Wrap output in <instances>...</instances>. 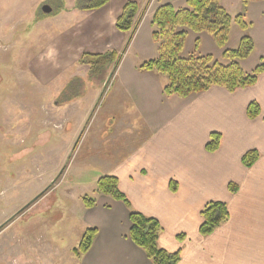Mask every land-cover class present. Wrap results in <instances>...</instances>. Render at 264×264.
Wrapping results in <instances>:
<instances>
[{
    "label": "crops",
    "instance_id": "obj_1",
    "mask_svg": "<svg viewBox=\"0 0 264 264\" xmlns=\"http://www.w3.org/2000/svg\"><path fill=\"white\" fill-rule=\"evenodd\" d=\"M59 1V7L35 22L49 23V29H54L44 42L45 54L52 61L38 62L41 69L35 72L40 77L52 78L59 64L66 69L76 63L88 68L78 63L83 52L122 54L112 76L111 101L100 107L108 117L99 130L104 136L93 141V154L87 157L89 163L91 158L97 160L93 166L98 175L92 182L101 175L116 176L131 207L159 222L158 245L169 252L178 251V264H264V71L254 85L233 92L212 86L186 98L165 95L166 76L138 66L157 55L151 37L155 9L163 3L183 7L185 0H108L94 10L76 8L77 1ZM126 1L138 6V24L129 43L130 33L115 27ZM226 1L228 6L222 0L220 3L232 17L242 13L250 23L246 33L254 48L240 64L251 72L264 61V0L245 6L241 0ZM234 25L228 43L234 34L235 44L242 32L239 28L233 31ZM135 48L137 56L127 59ZM87 74L88 70L83 72ZM98 89H92L93 97L84 110L86 119L79 123L77 138L65 152L67 160L77 157L87 138L94 107L101 102L96 99ZM250 101L260 108L253 119L246 115ZM211 132L221 135L214 152L205 149ZM252 149L259 156L246 167L241 157ZM229 183L236 185L234 193L228 190ZM93 196L91 208H77L82 230L93 227L97 231L89 250L76 258L71 252L75 246H67L66 253L55 252L49 264H152L128 237L130 221L125 205L104 194ZM209 201L226 203L229 215L211 234L202 236L198 231L200 210ZM7 251L5 254L14 252Z\"/></svg>",
    "mask_w": 264,
    "mask_h": 264
},
{
    "label": "rangeland",
    "instance_id": "obj_2",
    "mask_svg": "<svg viewBox=\"0 0 264 264\" xmlns=\"http://www.w3.org/2000/svg\"><path fill=\"white\" fill-rule=\"evenodd\" d=\"M222 2L228 6V1ZM44 4L55 10L60 1L0 0V264H49L55 252L66 253L65 247L79 243L80 197L91 196L92 179L98 175L93 166L97 160L91 158L89 163L87 157L93 154V141L104 136L99 130L108 117L101 108L112 98L113 66L86 76L83 72L90 73L89 68H79L77 63L68 69L59 64L52 78L35 72L41 69L38 62L52 61L44 42L54 29H49V23L35 24L44 15ZM232 30H238L236 24ZM197 37L201 41L194 52ZM229 40L227 47L238 45L239 41L233 43L234 34ZM136 50L127 59L136 57ZM221 52L209 34L190 32L180 55L211 54L221 59ZM95 87L101 102L94 107L77 157L67 160L65 152L77 138L79 123L86 119L84 110ZM6 250L14 252L5 254Z\"/></svg>",
    "mask_w": 264,
    "mask_h": 264
},
{
    "label": "trees",
    "instance_id": "obj_3",
    "mask_svg": "<svg viewBox=\"0 0 264 264\" xmlns=\"http://www.w3.org/2000/svg\"><path fill=\"white\" fill-rule=\"evenodd\" d=\"M245 6L251 1L241 0ZM108 0H77L75 7L81 10H94L104 6ZM138 6L134 1H126L120 14L115 20V27L122 32L133 35L138 21L136 13ZM236 24L242 32L238 45L234 48L227 47L230 27ZM151 25L153 27L151 37L157 48L154 58L143 61L138 68L143 71H157L166 76L167 82L162 88L165 95H176L186 98L192 94L206 91L212 86H219L233 92L239 88L252 86L259 75L264 71V61L254 67L251 72H246L240 64L241 60L249 57L254 48L252 38L246 33L250 23L244 19L242 13L231 16L221 5L219 0H185V6L175 8L170 3L160 4L152 14ZM197 35L207 33L212 41L222 50L221 59L211 54H190L186 57L180 55L188 33ZM199 37L194 40V52L199 46ZM122 55L115 51L104 53L83 52L79 58L80 65H86L90 74H96L104 68L118 66ZM260 113V108L255 101H250L246 106V115L253 119ZM221 135L211 132L205 144L208 152H214L220 145ZM256 150L245 152L241 161L246 167H250L257 159ZM172 190H175L172 187ZM228 190L236 191V185L229 183ZM96 193L104 194L116 201L122 202L128 209L130 228L128 237L132 243L145 252L146 258L152 264H178L179 252H169L160 248L158 238L161 231L159 222L152 217L145 216L134 210L126 196L118 188V179L114 175H101L95 182V188L91 196L82 195L80 200L84 207L91 208L95 204ZM229 215L226 203L221 201H209L200 210L201 222L198 228L200 235L207 236L227 220ZM93 227H87L79 240V243L71 249L72 254L79 258L85 254L96 235Z\"/></svg>",
    "mask_w": 264,
    "mask_h": 264
},
{
    "label": "water",
    "instance_id": "obj_4",
    "mask_svg": "<svg viewBox=\"0 0 264 264\" xmlns=\"http://www.w3.org/2000/svg\"><path fill=\"white\" fill-rule=\"evenodd\" d=\"M41 11L43 14H48L51 12V7L48 6L47 4H44L41 6Z\"/></svg>",
    "mask_w": 264,
    "mask_h": 264
},
{
    "label": "bare ground",
    "instance_id": "obj_5",
    "mask_svg": "<svg viewBox=\"0 0 264 264\" xmlns=\"http://www.w3.org/2000/svg\"><path fill=\"white\" fill-rule=\"evenodd\" d=\"M145 253V252H144Z\"/></svg>",
    "mask_w": 264,
    "mask_h": 264
}]
</instances>
